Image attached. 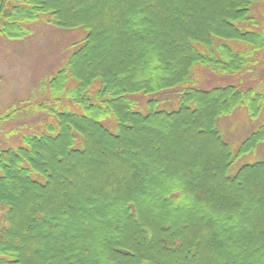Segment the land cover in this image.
I'll use <instances>...</instances> for the list:
<instances>
[{
    "label": "trees",
    "instance_id": "1",
    "mask_svg": "<svg viewBox=\"0 0 264 264\" xmlns=\"http://www.w3.org/2000/svg\"><path fill=\"white\" fill-rule=\"evenodd\" d=\"M259 1L0 0L8 39L37 21L86 31L46 92L0 117L47 116L0 150V264H264V159L228 173L264 117L236 154L217 126L240 105L256 117L264 88L187 86L157 109L198 65L264 66Z\"/></svg>",
    "mask_w": 264,
    "mask_h": 264
},
{
    "label": "rangeland",
    "instance_id": "2",
    "mask_svg": "<svg viewBox=\"0 0 264 264\" xmlns=\"http://www.w3.org/2000/svg\"><path fill=\"white\" fill-rule=\"evenodd\" d=\"M251 13L257 22L255 29L264 28V0L255 3ZM248 24V23H247ZM84 28H59L43 21L30 25V31L22 37L8 39L0 35V117L20 100L26 98L38 99L46 92L43 84L47 82L60 68H62L74 47V42L83 39ZM235 47H241L233 42ZM264 58V52L261 54ZM158 64H152L157 71ZM235 84L241 89L264 88V66L241 72L240 74H219L203 66H196L190 76L189 82L170 91L157 93L159 99L157 109H173L177 106V91L187 86L209 89L214 86ZM136 98V107L141 111L147 110L142 94L131 96ZM152 96L148 97L151 98ZM38 117L47 119L46 114H28L22 119L16 118L0 124V150L18 143L21 132L30 129ZM264 117V103L259 114L251 117L246 105L238 106L232 113L223 115L218 119V129L230 150L236 154L242 141L257 129ZM41 130V129H40ZM264 159V141L258 147L236 157L228 173L233 175L244 164Z\"/></svg>",
    "mask_w": 264,
    "mask_h": 264
}]
</instances>
